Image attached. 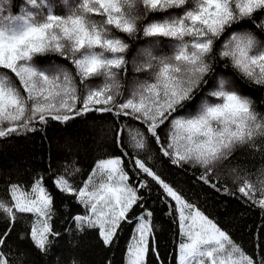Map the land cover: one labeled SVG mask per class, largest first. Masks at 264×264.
<instances>
[{"label": "snow or ice", "instance_id": "6c2138e0", "mask_svg": "<svg viewBox=\"0 0 264 264\" xmlns=\"http://www.w3.org/2000/svg\"><path fill=\"white\" fill-rule=\"evenodd\" d=\"M63 3L69 6L67 15L57 13L54 0H22L15 11L13 0H0V139L93 113L112 120L119 153L98 160L80 186L51 163L33 171L26 185L6 180L0 195V218L6 225L0 231V264H29L28 250L13 251L8 243L18 221L28 227L19 239L30 241L41 254L67 234L78 240L90 230L110 247L128 225L132 231L126 264H168L154 228L152 204L157 201L177 226L175 264H264V252H245L166 180L153 161L155 155L170 168L186 173L192 169L196 184L241 199L264 216V179H258L257 190L237 175L242 181L237 196L221 184L217 171L238 147H247L253 159H264V115L230 88L227 78L216 76L214 67L219 60L228 61L242 77L264 86V0ZM159 13L168 15H154ZM142 20L147 23L141 27ZM114 30L130 38L142 34L175 42L171 54L142 50L145 58L134 61L135 71L152 79L138 82L129 96L120 92L128 64L122 54L129 45ZM51 56L67 64L39 60ZM200 92L204 98L195 113L178 114ZM79 171L75 168L69 175ZM49 186L84 210L69 214L61 231L54 227ZM259 231L264 232V225Z\"/></svg>", "mask_w": 264, "mask_h": 264}, {"label": "trees", "instance_id": "16d2710c", "mask_svg": "<svg viewBox=\"0 0 264 264\" xmlns=\"http://www.w3.org/2000/svg\"><path fill=\"white\" fill-rule=\"evenodd\" d=\"M77 0H69V4ZM22 3V0H13L12 10ZM58 14L67 15L69 6L63 0H54ZM179 11V10H174ZM158 17L167 16L168 13L154 14ZM152 17L150 16L149 19ZM100 19V17H94ZM146 20L140 21L142 27ZM247 24L248 22H244ZM239 27V26H236ZM247 30V28L241 29ZM114 34L128 43V50L122 55L128 61L126 78L120 77V92L122 96H129L138 82L151 81L148 73H137L136 63L145 57L142 50L148 48L153 55L171 54L170 45L175 43L163 37H143L142 34L130 38L123 33L114 30ZM259 35V34H258ZM264 40V36H260ZM39 60L56 61L67 64L58 57H40ZM228 63L227 68L223 67ZM71 68V65H67ZM215 75L224 76L229 80V87L236 88L241 95L250 99L253 109L264 115V86L257 85L244 78L230 65V62L219 60L214 64ZM206 91V90H205ZM79 94L84 95L81 88ZM204 92L196 95V98L187 103L184 109L179 110L180 115L195 113ZM128 137H125L128 142ZM247 147H238L233 158L226 161L217 171L222 185H226L229 191L236 192L242 181L236 180L237 175L244 176L250 181L254 188H260L258 179H264V159L257 156L255 159L249 157ZM119 149L113 143V122L108 116L101 117L99 114L90 113L87 117L70 120L67 123L50 121L43 131L27 133L24 135H13L0 139V195H3L5 182L11 179L22 184L29 182L33 171H42L49 163L52 167L67 175L69 180L80 186L92 171L95 163L102 159L115 156ZM155 166L163 177L176 186L190 201L197 203L201 209L225 229L232 239L239 244L248 254H260L264 252V232L259 231L264 225V216L261 210L255 206H248L241 199L228 195H221L202 185L196 184L189 174L181 170L170 168L167 161L161 163V158L153 156ZM65 168L67 171L65 172ZM75 168L79 172L69 175ZM54 195V227L61 231L65 227L66 218L69 214H82L83 208L75 204L72 197L58 193L51 186ZM155 200V197L153 198ZM155 212L154 228L158 241L159 252L167 259L168 264H175V243L177 226L172 222V217L165 215L164 208L157 202L152 204ZM27 215V214H26ZM6 227L0 218V231ZM28 227L24 222L18 221L16 228L9 238V245L13 251L29 252V264H126V245L131 234V227L123 226L118 239L110 247H105L99 241L96 230H90L89 234L82 239H74L67 234L65 238L56 241L47 254H41L31 247L30 241L19 239V233H27ZM257 245L261 247L258 248Z\"/></svg>", "mask_w": 264, "mask_h": 264}]
</instances>
